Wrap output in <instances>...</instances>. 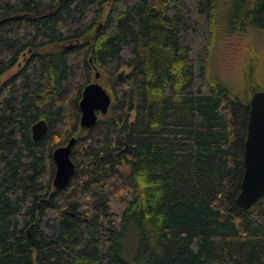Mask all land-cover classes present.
I'll return each mask as SVG.
<instances>
[{"label":"trees","instance_id":"16d2710c","mask_svg":"<svg viewBox=\"0 0 264 264\" xmlns=\"http://www.w3.org/2000/svg\"><path fill=\"white\" fill-rule=\"evenodd\" d=\"M250 29L264 0H0V264H264V196L238 203L252 68H212ZM96 71L112 103L86 129Z\"/></svg>","mask_w":264,"mask_h":264},{"label":"water","instance_id":"95a60500","mask_svg":"<svg viewBox=\"0 0 264 264\" xmlns=\"http://www.w3.org/2000/svg\"><path fill=\"white\" fill-rule=\"evenodd\" d=\"M100 81L101 73L96 71L94 80L84 88L82 93L80 124L86 129L97 123L100 114L106 115L112 103L111 93ZM48 131L49 124L45 119L37 121L32 126L33 139L40 141ZM76 142L77 138L72 137L66 145L59 146L53 151L55 162L53 186L55 189L67 188L75 174L76 164L71 154ZM244 156L245 171L238 203L247 209L264 196V89L254 91L250 98V116Z\"/></svg>","mask_w":264,"mask_h":264},{"label":"rangeland","instance_id":"374dc122","mask_svg":"<svg viewBox=\"0 0 264 264\" xmlns=\"http://www.w3.org/2000/svg\"><path fill=\"white\" fill-rule=\"evenodd\" d=\"M248 66L252 71L248 74L249 84L244 85L243 90L252 94L253 91L264 88V32L250 29L242 37H229L225 47L217 51L212 68L222 83L230 88H237L240 87ZM139 236L140 231L137 229L128 234L131 238L127 249L130 254L135 252V240Z\"/></svg>","mask_w":264,"mask_h":264}]
</instances>
